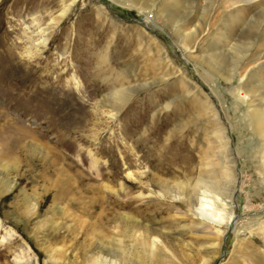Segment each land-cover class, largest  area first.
Masks as SVG:
<instances>
[{"label": "rangeland", "instance_id": "rangeland-1", "mask_svg": "<svg viewBox=\"0 0 264 264\" xmlns=\"http://www.w3.org/2000/svg\"><path fill=\"white\" fill-rule=\"evenodd\" d=\"M261 18L0 0V264H264ZM207 183L221 223L196 213Z\"/></svg>", "mask_w": 264, "mask_h": 264}, {"label": "bare ground", "instance_id": "bare-ground-1", "mask_svg": "<svg viewBox=\"0 0 264 264\" xmlns=\"http://www.w3.org/2000/svg\"><path fill=\"white\" fill-rule=\"evenodd\" d=\"M263 20L264 18H261L260 20L256 21L258 26L264 25ZM212 185V183H207V185L203 187L199 197V206L196 207V213L199 214L201 219L213 221L214 223H221L225 217L224 210L227 199L231 196L227 193V187L216 188Z\"/></svg>", "mask_w": 264, "mask_h": 264}]
</instances>
